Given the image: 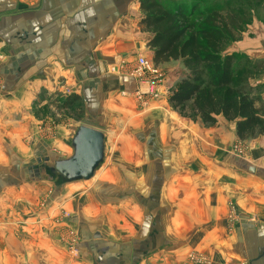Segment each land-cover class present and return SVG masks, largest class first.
<instances>
[{
	"label": "crops",
	"instance_id": "crops-1",
	"mask_svg": "<svg viewBox=\"0 0 264 264\" xmlns=\"http://www.w3.org/2000/svg\"><path fill=\"white\" fill-rule=\"evenodd\" d=\"M139 4L0 0V264H264V133L242 140L222 115L204 123L169 102L187 71L152 63ZM251 21L224 51L264 66V16ZM140 55L163 73L156 96L133 72ZM260 76L249 86L264 119ZM81 124L105 135L90 179L24 177L69 156Z\"/></svg>",
	"mask_w": 264,
	"mask_h": 264
},
{
	"label": "trees",
	"instance_id": "trees-1",
	"mask_svg": "<svg viewBox=\"0 0 264 264\" xmlns=\"http://www.w3.org/2000/svg\"><path fill=\"white\" fill-rule=\"evenodd\" d=\"M191 1L140 0L139 4L140 24L153 35L147 44L153 52L152 63L178 61L187 71L169 102L188 107L204 123L222 115L236 123L239 139L255 138L264 133L263 106H257L259 97L253 96L245 81L234 84L236 60L242 55L224 51L251 21L250 10L236 0Z\"/></svg>",
	"mask_w": 264,
	"mask_h": 264
},
{
	"label": "water",
	"instance_id": "water-1",
	"mask_svg": "<svg viewBox=\"0 0 264 264\" xmlns=\"http://www.w3.org/2000/svg\"><path fill=\"white\" fill-rule=\"evenodd\" d=\"M67 157L37 158L22 172L25 178L50 181L54 188L90 179L104 161L105 135L94 127L77 126L68 142Z\"/></svg>",
	"mask_w": 264,
	"mask_h": 264
},
{
	"label": "rangeland",
	"instance_id": "rangeland-1",
	"mask_svg": "<svg viewBox=\"0 0 264 264\" xmlns=\"http://www.w3.org/2000/svg\"><path fill=\"white\" fill-rule=\"evenodd\" d=\"M237 2H240V5H243L244 7H246L247 9L250 10V15L252 18L254 16V14H257L261 17L264 16V0H236V3ZM194 17H195L194 19H196V20H203L205 18V16H200L199 18H198V16L197 17L194 16ZM250 22H252V21H250ZM241 36H240V38H241ZM249 38L252 39L253 36L249 35ZM229 45H228L226 51L229 50V47H230ZM235 47L236 46H233V48H235ZM238 48H240V43L237 45L236 49H238ZM243 53H239L242 56L241 57L238 56L237 60H236V65L239 66V69H236V72H237L235 75L236 81L234 82V84L245 81V83H247L249 85L250 80H252L254 78L261 77L260 75L264 72V66H259L260 63H258V61L256 60V59H259V57H256V54L254 55V57H249V55L247 53H246V55ZM239 54H237V55H239ZM257 56H259V55L257 54ZM242 65H243V67H241ZM188 110H189V108L187 107L186 113H188ZM181 111L184 112L183 109H181ZM189 113H191V111ZM108 144L111 145V141H109ZM245 151H246V149L244 148L242 153ZM245 164L249 165V163H247L246 161H245ZM46 194H47L46 195L47 197L42 199V200L40 199V201L38 202V207L41 205L43 208L48 209L50 207V205H52V202L48 200V198L50 197V192L48 191ZM228 214H229V216H228L229 219L234 218V216H235L234 207L232 205L230 206V210H229ZM56 216H58L56 218V220H59L58 223L63 222L64 219H67V217H68V211L63 206H58L57 211H56ZM60 229L64 230L62 228H60ZM188 260L192 261V262L199 263V262H203L205 260V258L202 257L201 254H197V252H192L188 255Z\"/></svg>",
	"mask_w": 264,
	"mask_h": 264
},
{
	"label": "built area",
	"instance_id": "built-area-1",
	"mask_svg": "<svg viewBox=\"0 0 264 264\" xmlns=\"http://www.w3.org/2000/svg\"><path fill=\"white\" fill-rule=\"evenodd\" d=\"M133 72L140 77V79L147 82L148 94L156 96L155 86L163 77L162 71L153 67L144 56L140 55L136 60V67L133 69ZM64 90L66 94L71 92L70 87H66Z\"/></svg>",
	"mask_w": 264,
	"mask_h": 264
}]
</instances>
